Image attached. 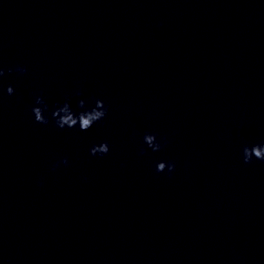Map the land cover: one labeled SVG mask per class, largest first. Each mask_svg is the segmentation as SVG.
I'll return each mask as SVG.
<instances>
[{"label": "water", "instance_id": "95a60500", "mask_svg": "<svg viewBox=\"0 0 264 264\" xmlns=\"http://www.w3.org/2000/svg\"><path fill=\"white\" fill-rule=\"evenodd\" d=\"M0 67V264H264V0H0Z\"/></svg>", "mask_w": 264, "mask_h": 264}, {"label": "clouds", "instance_id": "9594fccd", "mask_svg": "<svg viewBox=\"0 0 264 264\" xmlns=\"http://www.w3.org/2000/svg\"><path fill=\"white\" fill-rule=\"evenodd\" d=\"M8 73H11L13 71L12 68H9ZM15 71L23 74L27 71V69L23 66H17L15 68ZM5 71L3 67H0V78L4 77ZM6 92L8 95H12L14 93V89L11 85H9L6 89ZM76 96H81V92H76ZM71 100L72 97L69 96L65 99V101L62 104H58L54 110L51 111V118L55 122L56 127L60 129L64 128H74L77 125L79 126L80 131H87L89 128H91L95 123L101 121L104 119V117L107 115V107L105 106L104 102L102 100H96L95 105L93 107L86 108L85 100L79 99L77 100V107L79 109H83L82 111L75 112L72 109L71 106ZM35 105L32 108V114L34 117L35 122L40 124H48L49 118L45 115L46 112L49 110L48 104L45 102L42 96H37L35 98ZM143 142L147 146V148H150L153 152H157L161 150V143L157 141V137L155 134L152 133H146L143 137ZM145 151L144 148H141V154H143ZM109 152V145L107 142H102L98 145H94L90 149V154L95 155H105ZM243 155V161L244 163H251L253 161V158L257 160L264 161V144H255L251 146L245 145L242 150ZM59 163L67 164L68 160L67 158H64ZM59 163L57 165H54V167L59 166ZM167 168L168 173H172L175 169V164L171 162H158L156 165V171L157 172H164Z\"/></svg>", "mask_w": 264, "mask_h": 264}]
</instances>
